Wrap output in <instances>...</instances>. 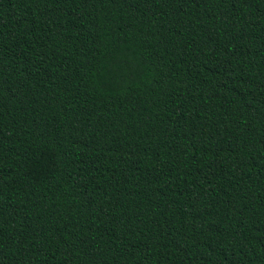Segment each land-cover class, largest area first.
Segmentation results:
<instances>
[{
  "label": "trees",
  "instance_id": "trees-1",
  "mask_svg": "<svg viewBox=\"0 0 264 264\" xmlns=\"http://www.w3.org/2000/svg\"><path fill=\"white\" fill-rule=\"evenodd\" d=\"M0 264H264V0H0Z\"/></svg>",
  "mask_w": 264,
  "mask_h": 264
}]
</instances>
